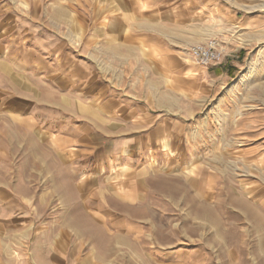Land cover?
Segmentation results:
<instances>
[{
	"label": "rangeland",
	"instance_id": "obj_1",
	"mask_svg": "<svg viewBox=\"0 0 264 264\" xmlns=\"http://www.w3.org/2000/svg\"><path fill=\"white\" fill-rule=\"evenodd\" d=\"M168 2L0 0V264H264V0Z\"/></svg>",
	"mask_w": 264,
	"mask_h": 264
},
{
	"label": "crops",
	"instance_id": "obj_2",
	"mask_svg": "<svg viewBox=\"0 0 264 264\" xmlns=\"http://www.w3.org/2000/svg\"><path fill=\"white\" fill-rule=\"evenodd\" d=\"M20 1V0H19ZM185 0H169L167 6H164L165 8L160 11L162 14L163 19L166 21L171 22H177L179 27H177V31L180 32V34L184 35L186 31H200V24L203 23V20L206 19V17L210 18V16L215 15L213 12L214 7H211L210 2L208 3V6L206 7H192L186 6L184 3ZM212 3V2H211ZM193 5V4H192ZM18 9V8H17ZM224 10V9H223ZM58 17L62 19V16L65 15L66 12L56 11ZM153 14L154 12H150ZM62 16H61V15ZM164 16L166 19H164ZM229 21L230 26H233L234 21L233 18H231ZM258 21V19L249 18L245 21V25H250ZM192 22V25L190 27H186V25L190 24ZM148 27L152 26V22L150 25H147ZM168 25H161L160 29L155 28L147 29L151 33V36L149 35L150 39L154 37H157L161 42L163 41L164 44H167V42H170V34H172L173 30L169 28ZM205 32L208 33L206 36H213L218 33V31L214 28V25L205 26L204 28ZM195 34H191L188 38V41L190 43V40L197 39V36H194ZM205 36V37H206ZM149 39V41H150ZM150 44V42H148ZM153 42H151L152 44ZM174 45V44H172ZM171 45V46H172ZM150 49L152 51V46H150ZM241 53L237 52L229 57V59L223 63V64H216L213 66V68L210 69L208 74L210 77L214 80L218 79H231L237 71H239L241 67L240 59H241ZM193 74H197L193 72Z\"/></svg>",
	"mask_w": 264,
	"mask_h": 264
},
{
	"label": "built area",
	"instance_id": "obj_3",
	"mask_svg": "<svg viewBox=\"0 0 264 264\" xmlns=\"http://www.w3.org/2000/svg\"><path fill=\"white\" fill-rule=\"evenodd\" d=\"M215 45L217 48L222 49L220 47L221 44L218 43L217 40L210 41L207 46H196L192 48L191 54L198 66L208 68L214 64H219L217 62L221 61L220 59L223 51H218Z\"/></svg>",
	"mask_w": 264,
	"mask_h": 264
},
{
	"label": "bare ground",
	"instance_id": "obj_4",
	"mask_svg": "<svg viewBox=\"0 0 264 264\" xmlns=\"http://www.w3.org/2000/svg\"><path fill=\"white\" fill-rule=\"evenodd\" d=\"M252 37V36H251ZM165 146H167V145H165ZM224 168V167H223Z\"/></svg>",
	"mask_w": 264,
	"mask_h": 264
}]
</instances>
